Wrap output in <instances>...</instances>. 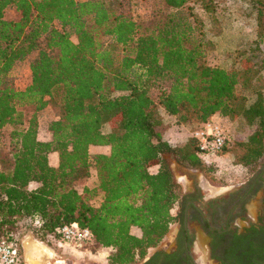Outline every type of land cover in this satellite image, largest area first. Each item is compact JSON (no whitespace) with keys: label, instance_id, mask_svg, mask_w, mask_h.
<instances>
[{"label":"trees","instance_id":"1","mask_svg":"<svg viewBox=\"0 0 264 264\" xmlns=\"http://www.w3.org/2000/svg\"><path fill=\"white\" fill-rule=\"evenodd\" d=\"M136 1L0 0V237L15 239L24 221L40 240L58 238L61 226L77 222L97 247L111 249L108 264L143 259L185 201L163 154L203 166L194 137L179 150L163 138L160 109L184 126L213 114L241 118L251 133L218 155L230 150L250 171L258 164L264 97L241 89L253 87L258 64L250 56L241 68L208 62L194 4L210 14L215 0H141L145 15L133 13ZM28 57L29 83L17 88L12 71ZM46 106L56 118L41 140L38 113ZM91 170L94 185L79 191Z\"/></svg>","mask_w":264,"mask_h":264},{"label":"rangeland","instance_id":"2","mask_svg":"<svg viewBox=\"0 0 264 264\" xmlns=\"http://www.w3.org/2000/svg\"><path fill=\"white\" fill-rule=\"evenodd\" d=\"M132 10L134 14L145 15L149 12V4L138 0L132 6ZM194 10L204 22L208 62L224 69L241 68L244 65L245 58L250 56L252 61L257 62L258 72L252 81L253 87L249 88L247 85L241 89L247 93L251 92L252 89H258L264 97V0H215L214 11L210 14L203 11L197 3L194 4ZM6 17H15L13 9L6 11ZM72 40L76 41V38L73 36ZM29 60L30 57L17 63L12 71L14 84L17 88H23L29 83ZM251 98H253L252 95L250 100ZM160 112L162 113L163 110L160 109ZM54 118H56V113L50 106H46L39 111L37 134L39 139L48 138L47 126ZM164 122L165 126L171 125L169 119H165ZM224 124L230 129L233 141L247 138L252 131V127L244 123L241 118L226 119ZM195 126L196 124L187 125L184 129H180L178 132L181 133V136L176 141H170L169 144L175 150L183 148L191 138ZM100 150L107 149L102 147ZM89 151L91 154H95L99 149L91 146ZM197 156L200 157L198 153ZM163 158L171 170L173 179L176 177L180 182L182 192L187 191L188 188L196 184L203 193L209 194L218 188H227L228 190L238 188L263 162L264 150L258 164L252 171L236 163L230 150H227L223 155H218V157L202 159L203 166L201 167L186 166L177 159L174 153L170 152L163 154ZM157 167L158 165L151 166L149 170L154 172ZM180 176H183V180L180 179ZM94 183L95 172L91 170V175L78 181L76 188L81 191L84 186L92 187ZM36 185L30 184L29 188ZM176 210L177 207L172 212L176 214ZM18 224L17 229L12 231L15 240L20 244V240L26 234L32 232L35 239L40 243L34 245V247L39 248L36 254L41 255L42 252L47 254L49 256L47 257L49 258L48 264H108L107 257L111 253L110 248H99L90 240L81 245L52 237L40 240L30 228L25 227L24 221H20ZM240 224H246V221L240 222ZM174 226L175 222L171 225L169 231ZM165 237L161 242L165 241ZM152 249L150 248L147 251L146 256ZM197 257L198 264H203L200 261L199 254H197Z\"/></svg>","mask_w":264,"mask_h":264},{"label":"flooded vegetation","instance_id":"3","mask_svg":"<svg viewBox=\"0 0 264 264\" xmlns=\"http://www.w3.org/2000/svg\"><path fill=\"white\" fill-rule=\"evenodd\" d=\"M218 189L182 192L174 228L136 264H198L197 254L203 264H264V160L238 188Z\"/></svg>","mask_w":264,"mask_h":264},{"label":"built area","instance_id":"4","mask_svg":"<svg viewBox=\"0 0 264 264\" xmlns=\"http://www.w3.org/2000/svg\"><path fill=\"white\" fill-rule=\"evenodd\" d=\"M224 123V120L212 116L207 121L196 124L191 137L198 143L197 153L201 160L218 157V151L233 141L231 131ZM58 238L81 245L90 240L91 234L87 228L72 222L58 229ZM0 264H23L22 253L15 239L0 237Z\"/></svg>","mask_w":264,"mask_h":264},{"label":"crops","instance_id":"5","mask_svg":"<svg viewBox=\"0 0 264 264\" xmlns=\"http://www.w3.org/2000/svg\"><path fill=\"white\" fill-rule=\"evenodd\" d=\"M161 115L163 116V119L165 120V119H169V121H171V125L170 126H164L163 128H162V130H161V134H162V136H163V138L165 139V140H167L168 142H170V141H176L177 139H178V137H180L181 136V133H179L178 131L180 130V129H184L186 126H184V125H181V124H178V123H176V121H175V116H173V115H169V114H167L166 112H162L161 113ZM213 117H218V118H220V119H222V120H228V118L227 117H222V116H219V115H212ZM211 116V117H212ZM48 158H49V162H50V164L51 165H54V166H56L57 165V152H51V153H49L48 154ZM155 172V171H154ZM183 178V176H180V179L181 180H183L182 179ZM31 185H34V184H36L35 182H32V183H30ZM34 187H36V186H34ZM33 187V188H34ZM131 231H132V233H134V234H136V235H138V229L136 228V227H132L131 228Z\"/></svg>","mask_w":264,"mask_h":264},{"label":"water","instance_id":"6","mask_svg":"<svg viewBox=\"0 0 264 264\" xmlns=\"http://www.w3.org/2000/svg\"><path fill=\"white\" fill-rule=\"evenodd\" d=\"M174 181L176 183H180L176 177L174 178ZM39 243L32 232H29L26 234L21 240H20V248L22 250V258H23V263L26 264H48L47 261H49V257L45 253L36 254L34 249V245H37ZM40 244V243H39ZM51 257V256H50Z\"/></svg>","mask_w":264,"mask_h":264},{"label":"bare ground","instance_id":"7","mask_svg":"<svg viewBox=\"0 0 264 264\" xmlns=\"http://www.w3.org/2000/svg\"><path fill=\"white\" fill-rule=\"evenodd\" d=\"M185 181V180H184ZM217 189V188H216ZM221 189V188H220ZM211 190V189H210ZM215 190V189H214ZM219 190V189H218ZM221 191V190H220ZM216 192V191H215ZM34 249H35V252H37V249H39V248H36V247H34Z\"/></svg>","mask_w":264,"mask_h":264}]
</instances>
